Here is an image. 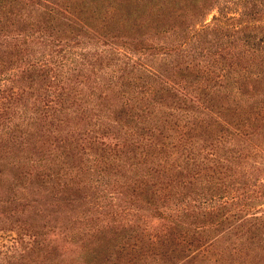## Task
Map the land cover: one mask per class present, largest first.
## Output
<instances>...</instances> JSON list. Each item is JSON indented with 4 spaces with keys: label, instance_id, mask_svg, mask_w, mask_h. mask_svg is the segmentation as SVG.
I'll use <instances>...</instances> for the list:
<instances>
[{
    "label": "trees",
    "instance_id": "16d2710c",
    "mask_svg": "<svg viewBox=\"0 0 264 264\" xmlns=\"http://www.w3.org/2000/svg\"><path fill=\"white\" fill-rule=\"evenodd\" d=\"M225 122L238 154L263 152L264 0H0V165H12L18 189L32 177L54 197L76 188V175L62 173L73 148L107 163L130 151L142 191L153 192L156 172L174 194L161 207L144 194L145 205L194 236L182 198L188 164L200 162L203 133L220 134ZM50 140L60 150L51 158L26 151ZM3 174L0 215L11 219L21 194ZM18 220L15 230L38 241Z\"/></svg>",
    "mask_w": 264,
    "mask_h": 264
},
{
    "label": "rangeland",
    "instance_id": "374dc122",
    "mask_svg": "<svg viewBox=\"0 0 264 264\" xmlns=\"http://www.w3.org/2000/svg\"><path fill=\"white\" fill-rule=\"evenodd\" d=\"M211 16L212 12L208 19ZM90 46L86 45V50ZM161 55L159 52L151 57L158 59ZM87 76L80 82L85 91L87 84H92ZM27 83L26 79L18 81L21 88L29 89ZM71 120L80 122L78 118ZM226 127L217 135L205 131L200 162L188 164L182 198L187 202L189 220H195L190 225L194 236L178 235L183 231L145 205L144 194L158 195L155 205L160 207L172 206L174 194H168V177H157L156 172L148 176L149 182H154L147 184L153 192L142 191L146 185L140 178L136 180L130 151V156L119 152V161L107 163L92 159L89 148H73L79 151L68 163L63 161L62 173L66 180L76 175L77 187L57 193L56 200L33 177L30 182L26 178V186L18 189L19 185L12 183V165H0L4 181L21 194L16 215L11 219L0 215V264H264V168H257L264 165V149L253 153L247 148L238 154L237 146L230 142L233 127L225 122ZM257 141L264 148V134ZM26 151L51 158L60 150L56 141L50 140ZM173 155L181 157L176 152L167 156L169 160ZM139 166L136 170L142 168L143 174L146 166ZM0 184L2 202L8 184ZM192 214L199 217L195 219ZM15 217L23 226H34L39 240L30 244L29 233L33 231H16ZM195 224L199 227L194 229ZM14 236L24 238L15 241ZM160 242L168 244L159 247ZM169 246L176 250L168 251ZM162 250L167 255L160 254Z\"/></svg>",
    "mask_w": 264,
    "mask_h": 264
}]
</instances>
